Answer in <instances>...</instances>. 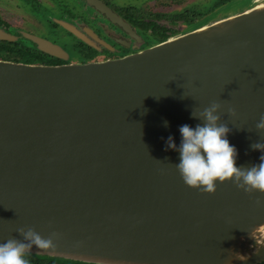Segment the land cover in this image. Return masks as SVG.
I'll return each mask as SVG.
<instances>
[{
    "label": "water",
    "instance_id": "95a60500",
    "mask_svg": "<svg viewBox=\"0 0 264 264\" xmlns=\"http://www.w3.org/2000/svg\"><path fill=\"white\" fill-rule=\"evenodd\" d=\"M129 25L101 0H88ZM22 35L49 55L63 48ZM17 36L0 27L1 40ZM212 101L237 166L259 164L264 130V2L121 57L29 63L0 58V242L18 228L53 238L29 253L93 264H258L264 193L230 180L185 184L165 150ZM235 110L230 115L227 109ZM167 121V127L164 126ZM243 259V260H241Z\"/></svg>",
    "mask_w": 264,
    "mask_h": 264
},
{
    "label": "clouds",
    "instance_id": "9594fccd",
    "mask_svg": "<svg viewBox=\"0 0 264 264\" xmlns=\"http://www.w3.org/2000/svg\"><path fill=\"white\" fill-rule=\"evenodd\" d=\"M220 108L219 102L212 101L198 112L192 109L190 116L201 123L194 127L187 123L179 125V144L174 142L170 134L165 139V150L171 149L179 153L175 167L188 186L212 193L218 182L230 180L245 192L264 193V142L255 141L250 144L252 150H259L261 153L259 164L237 166V150L227 138L231 129L226 123L220 122ZM227 111L230 115H235L233 108L229 107ZM163 123L167 127L168 122ZM255 127L264 130V114ZM17 232L22 235L23 240L10 238L0 242V264H28L25 257L33 246L38 249L54 247L51 236L44 238L32 228H18Z\"/></svg>",
    "mask_w": 264,
    "mask_h": 264
},
{
    "label": "flooded vegetation",
    "instance_id": "af4514ba",
    "mask_svg": "<svg viewBox=\"0 0 264 264\" xmlns=\"http://www.w3.org/2000/svg\"><path fill=\"white\" fill-rule=\"evenodd\" d=\"M101 1L119 15L129 25V29H125L114 23L88 0H74L67 10V16H53V18H47L54 22V25H56L55 28L59 27L62 30L64 39L59 36L60 34L58 35L60 39L52 34H36L59 44L65 51V58H59L38 49L43 53L48 63H63L65 59H67L68 62H86L121 57L175 35V33L169 34L167 26L158 22L157 19L154 20L150 18L152 15H147L149 13L145 14L140 12L139 8L133 4L120 6L113 4L110 0ZM226 1L228 0H218L215 4L216 8ZM255 1L257 0H252V3ZM250 7L252 6L250 5ZM250 7L244 8L242 11ZM88 8H90V11L87 10ZM190 14L192 15L187 16L188 22L194 24H203L205 20L208 22L212 20L207 19L206 17L209 14L204 15V11L201 9L192 11ZM232 14H235V12ZM177 18L183 19L185 17L182 14H174L168 17L169 21L171 20L173 22H175ZM0 27L5 28L11 34H15L17 36L16 40L18 39L21 41L22 38H25L31 43L33 48L36 47L34 42L22 35V31L26 30H19L18 28L12 27L1 19ZM54 31L58 34L56 29ZM19 35L20 37H18ZM155 35L158 36V38H154ZM66 38H71L69 44L66 43V41H68Z\"/></svg>",
    "mask_w": 264,
    "mask_h": 264
},
{
    "label": "rangeland",
    "instance_id": "374dc122",
    "mask_svg": "<svg viewBox=\"0 0 264 264\" xmlns=\"http://www.w3.org/2000/svg\"><path fill=\"white\" fill-rule=\"evenodd\" d=\"M73 1L74 0H0V19L19 30H26L35 34L41 33L43 35L52 34L53 36L55 35V37L57 36L58 39H60L58 37L60 34L59 36L64 39L62 30L59 27L55 28L56 25H54V22L49 19L53 18V16H67V10L72 5L71 3H73ZM110 2L120 6L133 4L139 8L140 12L145 14L149 13L147 15H152L150 18L154 20L157 19L158 22L167 26L169 34L175 33V35H178L195 27L210 23L206 20L203 24L188 22L187 16L192 15L190 14L192 11L198 9L203 10L204 15L209 14L206 18L212 19V22L217 20V18L220 19V17L230 15L234 12H240L244 8L250 7V5L253 6L263 3L264 0H257L253 3L252 0H228L222 3L224 6L219 5L217 8L215 4L218 0H110ZM87 10L90 11V8ZM174 14H182L185 18H177L175 22L169 21L168 17ZM55 29L58 34L55 33ZM18 37H20V35ZM154 38H158V36L155 35ZM22 40L26 44L31 45L27 39L22 38ZM70 41L71 38H69L66 43L69 44ZM64 61L68 62L67 59Z\"/></svg>",
    "mask_w": 264,
    "mask_h": 264
},
{
    "label": "trees",
    "instance_id": "16d2710c",
    "mask_svg": "<svg viewBox=\"0 0 264 264\" xmlns=\"http://www.w3.org/2000/svg\"><path fill=\"white\" fill-rule=\"evenodd\" d=\"M35 48L26 44L22 40L20 41L17 39L10 41L0 39V58L29 63H48L43 53ZM25 258L27 259L28 264H93L29 252H27ZM258 264H264V261Z\"/></svg>",
    "mask_w": 264,
    "mask_h": 264
}]
</instances>
